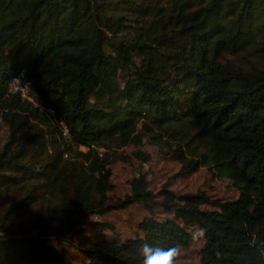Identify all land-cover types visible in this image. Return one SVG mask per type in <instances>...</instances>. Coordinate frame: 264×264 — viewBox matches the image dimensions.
Listing matches in <instances>:
<instances>
[{"label": "trees", "instance_id": "16d2710c", "mask_svg": "<svg viewBox=\"0 0 264 264\" xmlns=\"http://www.w3.org/2000/svg\"><path fill=\"white\" fill-rule=\"evenodd\" d=\"M20 72L52 116L9 91ZM0 122V264H72L51 241L142 264V245L186 249L190 230L197 264H264V0H0ZM144 141L173 179L204 169L236 197L167 181L157 219L142 172L109 197L113 157ZM132 205L148 213L132 238L88 221ZM86 224L112 236L72 241Z\"/></svg>", "mask_w": 264, "mask_h": 264}, {"label": "rangeland", "instance_id": "374dc122", "mask_svg": "<svg viewBox=\"0 0 264 264\" xmlns=\"http://www.w3.org/2000/svg\"><path fill=\"white\" fill-rule=\"evenodd\" d=\"M6 136V128L0 122V145L4 142ZM137 150L143 151L148 155V159L144 163H140L132 154ZM127 158L122 161L121 158ZM110 183L112 189L109 192V197L117 198L122 197L128 193L129 181L142 172L146 176L148 189L153 195L155 205L152 209V215L157 219L163 218L166 215L161 211L158 206L160 200L157 195L158 190L168 183V190L176 193H194L202 191L210 199H215L220 202L232 200L236 197L235 191L230 187L229 182L224 179L216 180L209 175L204 169H199L194 174L182 178L173 179L172 176L177 171V164L169 158L161 157L159 151L154 147L143 142L140 147L128 145L123 149L117 151L110 163ZM170 178H172L170 180ZM203 209H211L210 206H203ZM148 216V213L139 205L128 206L122 211L111 212L104 217H92L89 220L101 221L112 224L115 228L114 234L120 240L123 238H132L138 230L136 228L137 222L143 217ZM191 243L186 249H179L180 255L178 257V264H197L198 254L197 249L200 245V237L196 230H190ZM112 235L106 231H100L92 226L86 224L83 233L77 237L72 238V241L84 240L92 241L97 238H108ZM62 254V258L72 264H81L82 256L72 245H65L64 242L56 243L51 241Z\"/></svg>", "mask_w": 264, "mask_h": 264}, {"label": "built area", "instance_id": "2783aa9c", "mask_svg": "<svg viewBox=\"0 0 264 264\" xmlns=\"http://www.w3.org/2000/svg\"><path fill=\"white\" fill-rule=\"evenodd\" d=\"M9 91L17 92L21 99L28 102L36 111L47 116H52L54 113L49 108H44L39 103H37L34 97L29 93V83L25 80L23 72L18 73L17 76L10 79L8 85ZM58 126L61 131V136L63 139L67 138V130L61 120L58 119Z\"/></svg>", "mask_w": 264, "mask_h": 264}, {"label": "clouds", "instance_id": "9594fccd", "mask_svg": "<svg viewBox=\"0 0 264 264\" xmlns=\"http://www.w3.org/2000/svg\"><path fill=\"white\" fill-rule=\"evenodd\" d=\"M142 264H178L180 255L176 246L168 248H153L147 244L142 245Z\"/></svg>", "mask_w": 264, "mask_h": 264}]
</instances>
